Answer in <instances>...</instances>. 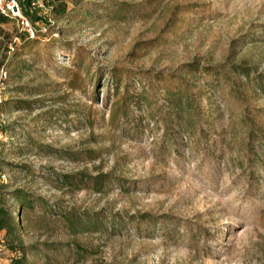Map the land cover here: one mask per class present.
<instances>
[{
    "label": "rangeland",
    "instance_id": "obj_1",
    "mask_svg": "<svg viewBox=\"0 0 264 264\" xmlns=\"http://www.w3.org/2000/svg\"><path fill=\"white\" fill-rule=\"evenodd\" d=\"M63 2L0 21V264H264V0Z\"/></svg>",
    "mask_w": 264,
    "mask_h": 264
},
{
    "label": "trees",
    "instance_id": "obj_2",
    "mask_svg": "<svg viewBox=\"0 0 264 264\" xmlns=\"http://www.w3.org/2000/svg\"><path fill=\"white\" fill-rule=\"evenodd\" d=\"M37 1L38 0H18L22 16L31 24H43L50 26V23L47 21V16L42 14V9L39 7ZM42 1L50 7L51 11H53L55 15H61L66 11V5L63 2L64 0ZM10 20L17 21L15 18H10L6 15L0 14V21L5 22ZM12 53L16 54V51H13ZM244 75L248 76V72H244ZM1 172L2 171L0 170V173ZM10 195L14 199V204L4 203V200L0 198V231H3L4 234L10 238L9 241L12 242L13 238L16 237L15 233L18 228L14 208H17L16 210L21 212L23 206H25L26 199L25 197H21L18 189H15ZM9 249L15 252L14 255L9 258L7 263L1 264H29L24 252V247H18V245L11 244Z\"/></svg>",
    "mask_w": 264,
    "mask_h": 264
},
{
    "label": "built area",
    "instance_id": "obj_3",
    "mask_svg": "<svg viewBox=\"0 0 264 264\" xmlns=\"http://www.w3.org/2000/svg\"><path fill=\"white\" fill-rule=\"evenodd\" d=\"M0 14L6 15L10 18L17 19L18 22L21 23L23 29L25 27L30 28V22L27 21L20 12V6L18 0H0ZM32 30H34L32 28ZM6 73H3L2 75L5 76ZM2 75H0L2 77ZM4 173H0V183L4 182Z\"/></svg>",
    "mask_w": 264,
    "mask_h": 264
}]
</instances>
